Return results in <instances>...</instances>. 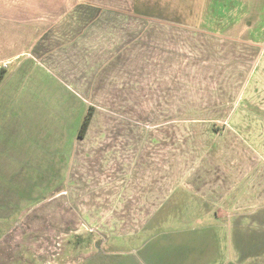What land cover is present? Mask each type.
Instances as JSON below:
<instances>
[{
  "label": "rangeland",
  "instance_id": "374dc122",
  "mask_svg": "<svg viewBox=\"0 0 264 264\" xmlns=\"http://www.w3.org/2000/svg\"><path fill=\"white\" fill-rule=\"evenodd\" d=\"M109 1L111 5L105 11L110 14L129 12L138 18L147 19L146 25L149 26H156L155 20H163L174 22L180 28H190L188 34H181L178 43L181 46L180 52L171 58L161 54L158 48L153 47L158 43V36L153 34V38H149L151 47L149 46L148 54H145L147 62L146 58L141 59L145 60L144 64L140 61L143 64L141 74L122 76L121 70L113 67L114 75H111L110 70V78L101 79L99 90H95L93 99H86L90 96L82 95L84 101L81 102L42 103V108H52V116L49 111L45 116L43 110L39 112L37 106L41 103L25 101L27 97L32 98L28 93L31 92L29 87L15 85L18 102H11V95L0 94V158L3 163H11L14 159L16 173L30 172L32 159L38 164L42 159L41 155L49 157V144L54 148V145L63 140H72L74 124L78 119L82 121L88 108L94 115L87 133L88 142L98 139L101 130L105 131V138H101L105 141L108 139V132L114 130L112 128L122 131L123 126L134 125L153 130L161 125L167 127L170 121H177L169 126L172 128L174 125V131L178 133L174 137L175 146L171 149L162 148V152L168 151L166 153H169L171 165L173 161L174 165L169 169L180 168L181 179L189 175L199 180L203 174L202 164L208 156L212 159L219 156L224 141L235 145L236 142L245 144L243 149L238 144L235 151L240 154L244 150L248 156L233 159L232 163L262 161V153L257 152L255 144H252V136L257 131L254 123L259 118L251 113L264 111V51L263 54L257 53L254 60L258 65L251 76L252 85L247 87V90L251 87L252 90L245 93L240 91L236 97L240 100L241 110H248L249 126L245 134L238 133L237 137L231 131L226 140L218 130H214L216 134L208 132L210 121L207 119L188 118L185 121L190 122H184V119L179 120L182 118L164 115L171 109L188 112L204 110L206 104L210 106L213 101H217L215 95L219 94V88L216 85L220 84L223 76L221 67L234 60L231 58L233 53L229 56L220 53L219 48L226 51L223 45L225 39L221 36L232 35L239 40L231 39L235 42L245 41L247 38L262 41L264 0H131L130 5L129 0ZM206 31L211 34L203 33ZM108 43L107 39H101L99 53L103 54L113 48ZM242 47L238 46V50H243V57L250 59L252 52ZM103 60L93 62L104 66L106 61ZM162 61L169 67H162ZM124 83L130 85L127 87L128 91H124ZM138 83L143 85L144 99L130 100L133 97L130 93L142 90ZM13 88L11 84L7 87L10 90ZM161 88L163 91H160ZM124 94H128L127 100ZM243 95L245 96L242 97ZM161 97H165V100ZM171 99L174 101H169ZM64 113L67 114L66 117L63 116ZM237 118L239 117L236 120ZM189 123L196 126L192 128ZM109 126L112 127L108 128ZM216 126L219 128L218 121ZM235 128L234 126L233 130ZM124 136H117V141H124ZM79 140L76 131L73 141ZM160 149V145L149 144L146 152L153 161H157ZM70 153L68 149V154ZM50 157H53L52 154ZM73 158L72 153L70 156L65 155L63 160H57L52 170L48 169L53 175L62 173L65 176L62 186L61 182L54 181V176L52 181L44 182L45 177L39 168L41 165L36 166L35 184L20 183V207L10 205L4 216L6 220H0V264H232L230 261L236 260H241L240 264H264V231L244 230L239 234L230 229V221L238 217L247 216L249 220H255L258 214L251 217L249 215L256 208L251 205L260 201L249 200L245 196L223 198L222 202L227 204L222 209L217 206V210L225 218L221 223H225L226 230L207 231L205 228L215 220L212 205L208 207L209 213H205L196 199L190 198L181 211L168 210L151 214L141 212L135 206L127 209L122 204V195L126 189L120 179L110 182L106 178L104 181H95L94 177L98 174L94 171V165L83 168L85 163L76 159L75 167ZM20 160H25L26 169L19 170L17 163ZM42 161L44 164V160ZM191 162L195 166L187 169L185 164ZM214 163L213 159L210 175L206 177L216 182L219 173L215 172ZM196 167L197 170L192 174ZM243 167L246 168L244 165ZM243 167L239 168L242 170ZM235 170L236 168L232 172ZM241 170L234 172L231 179L244 173ZM38 173L40 176H37ZM77 173L79 181L75 182L77 179L74 180L73 176ZM153 174H150L151 178ZM252 178L251 175V179L247 178L248 181L245 182H252ZM190 182L191 179L187 184ZM118 183L123 187L116 185ZM32 187L37 190L33 193L35 197L29 195L31 189H34ZM214 200H219V197H211V201ZM175 202L180 203L178 200ZM241 204L245 206L247 215H239ZM217 222L220 220H216V224ZM215 239L218 245L205 244ZM254 254V257L249 256ZM201 255L212 261L199 262L197 258H201ZM224 257H227V261L223 260Z\"/></svg>",
  "mask_w": 264,
  "mask_h": 264
},
{
  "label": "crops",
  "instance_id": "0c3cea01",
  "mask_svg": "<svg viewBox=\"0 0 264 264\" xmlns=\"http://www.w3.org/2000/svg\"><path fill=\"white\" fill-rule=\"evenodd\" d=\"M109 2V0H0V68L6 70L5 78L0 84V94L11 95V102L14 100L18 102L19 96H15V85L29 87L31 92L28 93L32 98L27 97L25 101L28 103H41L37 106L39 112L43 110L45 116L49 111L52 116V108H47V106L42 108L44 103L52 101L81 102L84 101L82 95L90 96L86 99H93L95 90H99L101 79L103 77L109 79L110 70L111 75H114L113 67L121 70L120 74L122 76L133 77L141 74L142 65L145 61L141 59H145V54H148L151 47L149 38H153V34L158 36L155 37L158 39V43L153 47L158 48L161 54L171 58L180 52L181 46L178 43L181 40V34L183 32L188 34L191 31L190 28H180L181 26L174 22L163 20H155L157 25L149 26L146 25L147 19L138 18L129 12H119L118 14H112L111 12L110 14L105 11L107 6L111 5ZM130 3L131 0L128 4L130 5ZM203 33L211 34L207 31ZM193 37L194 35H192ZM221 37L225 39L223 45L226 51L224 52L219 48L220 53L228 56L233 53L231 58L234 60L221 67L223 76L220 78V84L216 85L219 88V94L215 95L217 101H213L210 106L206 104L204 110L188 112L187 110L171 109L163 115L175 119L182 118L179 120L184 119V122H190L189 120L185 121L188 118L207 119L210 121L208 132L216 134L217 132L214 130H218L219 134L222 135L221 137L227 140V134L229 133L233 132L238 137V133L245 134L247 132L249 126V124L247 125L248 110H241L240 100L238 101L236 97L240 91L245 93L252 90V87L248 90L247 87L252 85L253 78L251 80V76L255 73L258 65L254 61L256 55L257 53L263 54L264 39L258 42L247 38L245 41L235 42L231 39L239 40L232 35ZM104 38L109 41L108 44L113 48L101 54L99 53L100 43L101 39ZM240 45L252 52L250 59L243 57V50H238ZM96 49L98 51L95 52ZM102 59L106 61L104 66H101L99 62L98 64L93 62ZM251 59L253 62H251ZM140 61H143L142 65ZM145 62H147V58ZM164 62L162 61L161 66L168 68L169 66ZM250 71L252 72L250 73ZM10 84L14 86L12 90L7 89ZM53 85H55V91H53ZM112 85H115V83ZM124 85V91H128L127 87L130 85L127 83H124ZM138 86L142 90L129 92L133 96L130 100L141 101L144 99L143 85L138 83ZM169 86L172 85L169 84ZM160 91H163V89L161 88ZM126 95L128 94L123 96L127 100ZM164 98L161 97L162 100H165ZM169 101H174V99ZM247 107L249 108V106ZM14 110L15 108H13V114ZM251 114L259 118L254 123L257 131L252 136V144H255L254 148L257 152L262 153V161L259 160L254 163L243 161V164L239 162L232 163L231 160L233 159L238 160L248 156L244 150L240 154L235 151L238 149V144H240L241 149L244 148L245 144L236 142L235 145L223 140V150L221 149L219 156L213 158L215 172L219 173L216 182L212 181L210 177L209 180L206 177L210 175L213 166V159L208 158L209 156L202 164L203 174L199 180L189 175V177L181 179L180 168L169 169L174 164L172 161L171 165L168 157L169 153H166L168 151L162 152V148L171 149L173 145L175 146L174 137L178 133L174 131L176 129L174 125H172V128L169 126L171 123L176 124L177 121H170L167 127L161 125L153 130H147L143 126L134 127V125L123 126L122 131H117L118 128H112L114 130L108 132V139L105 141L101 139L105 138V131L101 130L98 139L88 142L86 141L87 133L92 125L90 123L94 117L93 115L83 138H79V141L74 142L76 131H78L81 123V120L77 118L78 120L74 124L75 127H73L75 131H73L72 140H63V142L54 145V148L49 144L50 150L48 149V153L52 154L53 157L51 158L49 154L50 158L48 157V160L47 156L41 155L42 159L37 162L38 164L32 159V163H30L32 169H29V175L24 171H21V173L15 172L14 159L11 163H3L0 158V211L2 212L0 220H6L4 216L7 214L6 209L10 208V205L15 206V208H18L17 205L20 207V183L35 184L37 165L42 166L39 168L45 177L44 182L45 180L52 181L54 176L56 177L54 181L61 182L62 186L65 176L62 173L53 175L49 170H52L57 160H63L65 155L70 156L72 153L74 157L73 166L76 167L77 165L76 159L83 161L82 164L85 163L83 168L94 165V171L99 177L95 176V181H104L105 178L108 182L116 179L121 180L126 189L124 195H122V204L127 209H132L135 206L139 211L151 214L168 210L181 211L182 208H185L186 202L190 198H194L205 213L210 210L209 206L214 207L215 220L212 223L214 226L210 224L205 230H226L225 223H221V220L225 218L218 212L219 209H222L221 207L227 204L222 202V199L227 196L228 198L245 196L246 199L260 201L251 205V207L256 208L249 213L250 217L258 214L257 218L252 221L247 216L238 217L234 221H230V229L235 233L238 231L239 234L244 230L264 231V111H255ZM66 115L64 113L63 116L66 117ZM163 115L162 117H164ZM236 117L239 118L236 120ZM217 121L219 128L216 126ZM188 125L192 128L196 126L194 123ZM234 126L236 128L233 130ZM110 127L112 126L108 128ZM11 129L13 128L11 127ZM11 131L15 134L14 130ZM235 131H237V134ZM121 132L125 135L124 141H117L118 137L122 135ZM241 141L245 142L244 140ZM149 144L160 145L161 149L157 153L160 156L159 160L153 161L151 155L146 152ZM68 149L71 151L70 154H68ZM45 158L47 159L45 160ZM42 160H44V164ZM110 161L112 162L110 163ZM17 164L19 170L26 166L25 160H20V163ZM44 166L47 170L44 169ZM194 166L195 164L192 162L191 164H185L187 169ZM240 166L243 167L242 170L239 168ZM235 168L234 172L241 170L244 173L237 174L234 179H231L234 173L232 171ZM195 170H197V167L192 170V174ZM152 172L154 174L151 178L150 174ZM39 174L37 176H40ZM251 175L253 177L252 182H245L251 179ZM73 178L74 180L77 179L75 182L79 181L78 173ZM190 179L191 182L187 184ZM116 185L123 187L120 183ZM32 188L34 189H31L29 195L32 194L35 197L33 193L37 190H35L36 187ZM67 189L69 190V188ZM216 195L219 200L211 201V197ZM176 200L180 203H176ZM181 200H183V205H181ZM240 207L241 211L239 212L241 214L239 215H247L244 210L245 206L241 204ZM136 211L138 212V210ZM12 213L14 214V210H12ZM216 220H220V222L216 224ZM205 244L218 245L216 239ZM249 256L254 257L255 254ZM199 257H201L197 258L199 262L209 263L212 261L205 258V255ZM226 258L224 257L223 260L227 261ZM193 261H195V257H193ZM240 261L230 262L240 264Z\"/></svg>",
  "mask_w": 264,
  "mask_h": 264
},
{
  "label": "trees",
  "instance_id": "16d2710c",
  "mask_svg": "<svg viewBox=\"0 0 264 264\" xmlns=\"http://www.w3.org/2000/svg\"><path fill=\"white\" fill-rule=\"evenodd\" d=\"M5 75H6V70L0 69V84L3 82ZM88 109L86 110V112L83 116V119L79 125L78 131H77V137L78 138H83V136L85 135V133L87 131L89 123L91 121L92 112H90V109L89 110Z\"/></svg>",
  "mask_w": 264,
  "mask_h": 264
},
{
  "label": "built area",
  "instance_id": "2783aa9c",
  "mask_svg": "<svg viewBox=\"0 0 264 264\" xmlns=\"http://www.w3.org/2000/svg\"><path fill=\"white\" fill-rule=\"evenodd\" d=\"M4 66H5V64H4Z\"/></svg>",
  "mask_w": 264,
  "mask_h": 264
}]
</instances>
